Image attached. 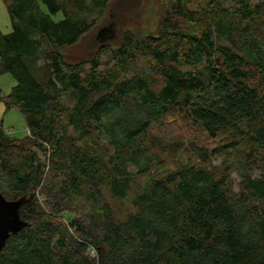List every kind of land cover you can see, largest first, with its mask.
I'll use <instances>...</instances> for the list:
<instances>
[{
    "label": "trees",
    "instance_id": "1",
    "mask_svg": "<svg viewBox=\"0 0 264 264\" xmlns=\"http://www.w3.org/2000/svg\"><path fill=\"white\" fill-rule=\"evenodd\" d=\"M109 1L3 0L27 134L0 120L23 223L0 264H264V0H168L156 33L66 60Z\"/></svg>",
    "mask_w": 264,
    "mask_h": 264
},
{
    "label": "rangeland",
    "instance_id": "2",
    "mask_svg": "<svg viewBox=\"0 0 264 264\" xmlns=\"http://www.w3.org/2000/svg\"><path fill=\"white\" fill-rule=\"evenodd\" d=\"M167 2L168 0H110L94 27L75 44L61 48L65 59L77 61L82 58H88L94 53L96 48L105 43L116 47L121 41V34L128 29L137 32L156 33L159 19ZM42 8L45 9L44 6ZM59 17L60 14L55 16V19ZM0 27L3 32L10 30L3 0H0ZM14 84L15 80L9 73L1 74L0 94H7ZM0 120H2L3 127L11 135L22 137L27 134L24 118L15 107L5 109L3 103H0ZM209 141L207 142L209 143ZM224 159L234 165V157L226 158L225 155L218 156L214 160V164H219ZM259 174L260 172L256 170L252 175L259 176ZM231 178L233 189L236 191L239 180L236 171L231 173ZM131 197L132 193L130 192L127 198L123 200L125 205H129Z\"/></svg>",
    "mask_w": 264,
    "mask_h": 264
},
{
    "label": "water",
    "instance_id": "3",
    "mask_svg": "<svg viewBox=\"0 0 264 264\" xmlns=\"http://www.w3.org/2000/svg\"><path fill=\"white\" fill-rule=\"evenodd\" d=\"M20 203L22 202L7 200L0 193V249L9 235L16 233L23 226L18 217Z\"/></svg>",
    "mask_w": 264,
    "mask_h": 264
},
{
    "label": "built area",
    "instance_id": "4",
    "mask_svg": "<svg viewBox=\"0 0 264 264\" xmlns=\"http://www.w3.org/2000/svg\"><path fill=\"white\" fill-rule=\"evenodd\" d=\"M9 132V131H8ZM88 253H89V255H91V256H94V255H96V251H95V248L93 247V246H88Z\"/></svg>",
    "mask_w": 264,
    "mask_h": 264
}]
</instances>
